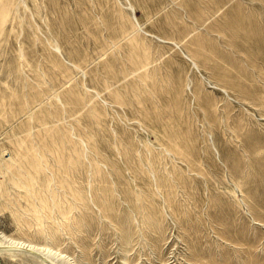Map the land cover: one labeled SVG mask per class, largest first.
<instances>
[{"label":"rangeland","instance_id":"rangeland-1","mask_svg":"<svg viewBox=\"0 0 264 264\" xmlns=\"http://www.w3.org/2000/svg\"><path fill=\"white\" fill-rule=\"evenodd\" d=\"M0 14V264H264V0H0ZM17 145L73 162L34 170L53 198L71 195L61 182L85 195L71 215L8 203Z\"/></svg>","mask_w":264,"mask_h":264},{"label":"bare ground","instance_id":"bare-ground-1","mask_svg":"<svg viewBox=\"0 0 264 264\" xmlns=\"http://www.w3.org/2000/svg\"><path fill=\"white\" fill-rule=\"evenodd\" d=\"M7 1V0H6ZM136 1V0H135ZM205 1V0H204ZM145 3V2H144ZM116 7V6H115ZM113 9V8H112ZM186 9V8H185ZM206 13V11H205ZM202 14V13H201ZM1 15V14H0ZM119 15V14H118ZM189 16V15H188ZM205 16V15H204ZM184 17V16H183ZM119 18V17H118ZM127 18V16H126ZM60 19V18H59ZM121 19V18H120ZM202 19V18H201ZM114 20V19H113ZM129 20V19H128ZM180 21V20H179ZM113 22V21H112ZM173 21H171L172 23ZM166 23V22H165ZM184 23V22H183ZM103 25V24H102ZM117 26V25H116ZM115 26V27H116ZM113 26V29L115 28ZM177 27V26H176ZM102 28V27H101ZM131 28V26H130ZM175 28V26H174ZM86 29V28H85ZM124 31V30H123ZM138 31V30H137ZM171 31V29H170ZM108 32V31H107ZM132 32V31H131ZM100 34V33H99ZM135 34V33H134ZM132 35V34H131ZM100 37V36H99ZM103 37V36H102ZM122 37V36H121ZM135 37V36H134ZM101 38V37H100ZM136 38H137V35H136ZM126 39V38H125ZM136 40V39H135ZM138 40V39H137ZM140 42H141V39H139ZM138 42V41H137ZM117 43V42H116ZM127 43V42H126ZM137 44V43H136ZM111 47H113V45H111ZM110 47V48H111ZM128 47L129 44H128ZM139 47V45L137 46ZM142 48V47H141ZM144 48V47H143ZM142 48V49H143ZM107 50V49H106ZM121 50V49H120ZM134 50H137V49H134ZM133 50V51H134ZM140 50V49H139ZM132 51V52H133ZM224 51V50H223ZM109 52V51H108ZM121 52V51H120ZM137 53V51H135ZM118 53V52H117ZM131 53V52H130ZM142 53V52H141ZM117 55V54H116ZM132 56V55H131ZM134 56V55H133ZM150 56V55H149ZM83 58V57H82ZM150 58V57H149ZM139 60V59H138ZM150 60V59H149ZM140 62V61H139ZM153 64V63H152ZM150 65V64H149ZM104 66V65H103ZM76 69V68H75ZM79 69V68H78ZM147 69V68H146ZM109 70V69H108ZM124 70V69H123ZM144 70V69H143ZM118 74V73H117ZM134 75V74H133ZM147 79V78H146ZM64 80V79H63ZM139 84V83H138ZM108 87V85H107ZM110 87V86H109ZM117 89V88H116ZM110 90V93L111 92V89ZM44 99V98H43ZM42 99V100H43ZM47 99V98H46ZM45 99V100H46ZM154 101V100H153ZM41 102V101H40ZM117 102V101H116ZM214 105V104H213ZM120 106V105H119ZM35 108V107H34ZM82 108V107H81ZM86 108V107H85ZM214 108V107H213ZM214 110V109H213ZM215 111V110H214ZM213 111V112H214ZM215 113V112H214ZM30 122V121H29ZM57 124V123H56ZM54 128V127H53ZM41 129V128H40ZM53 130V129H52ZM64 130V129H63ZM58 131V130H57ZM43 133V132H42ZM53 134V133H52ZM67 134V133H65ZM65 136V135H64ZM53 138V137H52ZM72 139V138H71ZM33 140V138L31 139ZM68 140V139H67ZM80 140V139H79ZM45 142V141H44ZM47 144V143H46ZM31 145L33 146V144L31 143ZM47 147H45V149H43V151H47V152H50L52 154H55V149H52L50 150L52 147V145L49 143L46 145ZM49 146V147H48ZM57 146V145H56ZM80 146V144H79ZM34 147V146H33ZM31 148V147H30ZM75 148V147H74ZM40 149V148H38ZM37 150V149H36ZM73 150V149H72ZM121 150V149H120ZM21 151H24L23 147L21 145H17L15 147V150H14V157L13 158H10L9 159V162H8V165H6L5 167V171L6 172H9V178H8V182L10 184H12V188H15V193L12 195V196H8L9 197V202L10 204H15V203H18V200L20 199L21 200H24L26 202V206H25V210L33 215L35 217V219H37L38 221L39 220H42L43 218H45L47 215L49 216H52L54 213H60L63 217H66L68 214L71 213V211L73 210V207H75V203L74 202H77V200H83L85 195L81 192V191H76L74 189V187L72 186V183L70 182H61V187L62 189H64L66 191V189L68 190H71V195H64L66 192H64L63 190H61L62 192H57V193H62L60 195H58V197L54 194L53 196L55 198H53L51 196V192L49 191V193H44V189L47 190V186H48V183L46 184H42L40 185L38 180H36V178L34 177L35 175V169L36 168H48L49 167H52L55 169V167H58L57 169H59L58 172H61V173H66V172H63L64 170L65 171H69V170H72L71 168V165L72 163H70V161L68 160V158L65 157V155H63V153L59 152L58 153V156H55L53 158V160H50L49 163H46L44 160H43V155L42 153L40 154V152H38V150L36 151V154H37V157L32 160V161H27L24 159V156L22 154ZM27 151V150H26ZM42 151V150H41ZM54 152V153H53ZM68 152V151H67ZM138 152V151H137ZM34 153V152H33ZM46 152H44L45 154ZM149 154V153H148ZM36 156V155H35ZM48 154L47 156H45L44 158H48ZM79 159V158H78ZM47 160V159H46ZM52 162H53V165H52ZM80 163V162H79ZM88 164V170H87V176L88 174L91 173V168H92V165H90V163H87ZM76 165V164H75ZM77 166V165H76ZM60 167V168H59ZM143 167V166H142ZM104 168V167H103ZM98 169V168H97ZM45 170V169H44ZM56 170V169H55ZM76 170V169H75ZM80 170V169H79ZM97 171V170H96ZM100 170L98 169V172ZM44 172V171H43ZM47 172V171H46ZM44 174V173H43ZM42 175V174H41ZM74 175L71 174V178L73 177ZM92 176V175H91ZM97 176V175H96ZM63 177V176H62ZM248 177V176H247ZM247 177H244V178H247ZM48 178V177H47ZM46 178V179H47ZM95 178V177H94ZM38 179V178H37ZM52 180V179H51ZM47 181V180H46ZM71 181V180H70ZM88 181V180H87ZM153 181V180H152ZM49 182V181H48ZM52 182V181H51ZM237 184V183H236ZM87 185H91V181H90V184L88 183ZM49 186H51L49 184ZM52 188V187H51ZM49 190V189H48ZM53 190V188H52ZM12 191V190H11ZM55 191V190H54ZM53 191V192H54ZM48 192V191H47ZM73 192H77L75 193L74 195ZM132 192V191H131ZM9 195V194H8ZM255 195V194H254ZM61 196H66V197H69L67 199H64L62 198ZM205 196V195H204ZM207 197V196H206ZM89 198V197H88ZM58 201L57 204H54V201ZM64 199V200H63ZM202 202V201H201ZM263 204V203H262ZM19 205V204H18ZM17 205V207H18ZM25 205V204H24ZM261 207V206H260ZM20 208V207H19ZM264 209V208H263ZM23 212V211H22ZM25 213V212H24ZM23 213V214H24ZM75 213V211H74ZM183 213V212H181ZM15 214V213H14ZM22 214V213H21ZM16 215V214H15ZM71 215V214H70ZM73 215V214H72ZM26 217V216H25ZM62 217V219H63ZM54 218V217H53ZM19 219V218H18ZM72 219V218H71ZM75 219V218H74ZM55 220V219H54ZM68 220V218H67ZM58 221V220H57ZM224 221V220H223ZM36 222V221H35ZM203 222H204V219H203ZM40 223V222H39ZM56 224V223H55ZM71 224V223H70ZM205 224V223H204ZM208 224V223H207ZM219 224V223H217ZM216 226V225H215ZM220 226V225H219ZM67 227V226H66ZM38 228V227H37ZM29 229V228H28ZM36 229V228H34ZM66 230V229H65ZM62 231L61 227L57 226L56 229H47L46 231H43V229H40L38 231V233H43V235L45 234V237H49L48 239L50 241H53L54 239V235L57 233V232H60ZM78 233V232H77ZM195 235V234H194ZM214 235V234H213ZM253 237V236H251ZM3 238H6V237H3ZM237 243V242H236ZM259 243V242H258ZM255 245V244H254ZM212 246V245H211ZM220 247V246H219ZM202 248V247H201ZM255 248V247H254ZM262 248V247H261ZM223 249V248H222ZM227 249V248H226ZM202 250V249H201ZM208 250H210L208 248ZM219 250V249H218ZM215 251V250H214ZM233 251V250H232ZM236 251V249L234 250ZM238 251V250H237ZM263 252V251H262ZM220 253V252H219ZM214 254V253H213ZM212 256V255H211ZM28 257V256H27ZM216 257V256H215ZM30 258V257H29ZM32 258V257H31ZM252 258V257H251ZM193 261V260H192ZM237 263V262H236Z\"/></svg>","mask_w":264,"mask_h":264}]
</instances>
